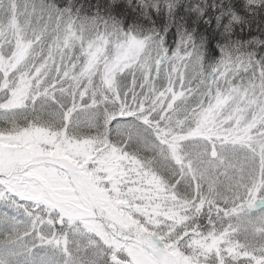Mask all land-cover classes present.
Masks as SVG:
<instances>
[{
    "label": "snow or ice",
    "instance_id": "1",
    "mask_svg": "<svg viewBox=\"0 0 264 264\" xmlns=\"http://www.w3.org/2000/svg\"><path fill=\"white\" fill-rule=\"evenodd\" d=\"M0 264H264V0H0Z\"/></svg>",
    "mask_w": 264,
    "mask_h": 264
},
{
    "label": "trees",
    "instance_id": "2",
    "mask_svg": "<svg viewBox=\"0 0 264 264\" xmlns=\"http://www.w3.org/2000/svg\"><path fill=\"white\" fill-rule=\"evenodd\" d=\"M86 0H78V3H85ZM169 43H171V40L169 41Z\"/></svg>",
    "mask_w": 264,
    "mask_h": 264
}]
</instances>
